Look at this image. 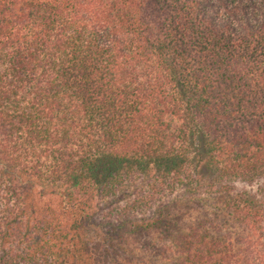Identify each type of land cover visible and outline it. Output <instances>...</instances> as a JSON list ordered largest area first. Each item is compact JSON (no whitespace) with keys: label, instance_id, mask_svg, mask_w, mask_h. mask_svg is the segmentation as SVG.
Masks as SVG:
<instances>
[{"label":"trees","instance_id":"1","mask_svg":"<svg viewBox=\"0 0 264 264\" xmlns=\"http://www.w3.org/2000/svg\"><path fill=\"white\" fill-rule=\"evenodd\" d=\"M260 180L264 0H0V264H145L180 192L165 264H264Z\"/></svg>","mask_w":264,"mask_h":264},{"label":"rangeland","instance_id":"2","mask_svg":"<svg viewBox=\"0 0 264 264\" xmlns=\"http://www.w3.org/2000/svg\"><path fill=\"white\" fill-rule=\"evenodd\" d=\"M235 187L238 192H249L254 195H261L264 200V180H260L251 185L236 184ZM201 199L204 201L200 202ZM167 204L169 205L170 211L168 218H164V222L169 223L164 227H159L157 231H152L153 233L151 232L150 235L136 239L138 240L135 242L137 249L141 252L147 251V263L145 264H165V260L161 256V251L170 248L172 241L177 239L179 234L188 232L189 229L194 228L208 215L210 220H214L212 213L215 208V202L211 200L210 196L204 193L190 198L180 192L171 197L167 201ZM98 236L99 232L95 227L89 229V238L96 239Z\"/></svg>","mask_w":264,"mask_h":264}]
</instances>
